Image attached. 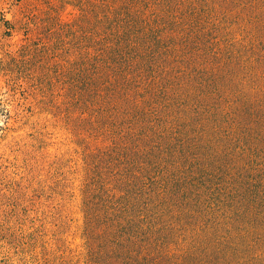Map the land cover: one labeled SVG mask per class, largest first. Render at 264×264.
Instances as JSON below:
<instances>
[{
    "label": "rangeland",
    "instance_id": "obj_1",
    "mask_svg": "<svg viewBox=\"0 0 264 264\" xmlns=\"http://www.w3.org/2000/svg\"><path fill=\"white\" fill-rule=\"evenodd\" d=\"M263 112L264 0H0V264H87L129 184V264H264Z\"/></svg>",
    "mask_w": 264,
    "mask_h": 264
},
{
    "label": "trees",
    "instance_id": "obj_2",
    "mask_svg": "<svg viewBox=\"0 0 264 264\" xmlns=\"http://www.w3.org/2000/svg\"><path fill=\"white\" fill-rule=\"evenodd\" d=\"M176 105L179 104L177 103ZM153 106V108L157 109V111L154 110L156 112L155 118L159 120L158 124L159 126H161L163 124V117L160 118V116L158 115L159 108L157 106L159 105H156L155 102H153ZM162 107L169 108L168 104H163ZM260 117L264 119V112L257 118ZM128 134L130 135L132 133L128 132ZM210 134L211 133L209 132V137ZM128 138L132 139V135H130V137ZM261 139H264V137L262 136ZM210 140L212 142L214 141L212 138H210ZM119 187L121 188V190L118 197L114 196L113 202L111 198H108V196H106V198L104 199H101L100 203H103V207L98 211H94L95 208L93 207V205H95V202L93 201L95 197L89 196L88 198L84 199V209L86 210V216L89 221L88 227L84 232L86 241L88 243H91L90 246L87 245L88 248L86 249L87 256L90 257L87 261V264H129L133 256H129L127 252L129 249L128 245H132V247L134 246L133 248L141 247L138 245V241L135 240H137L139 236L141 237V239L142 236L144 237L143 229H145L146 225L156 227V229L160 230L170 229L171 232L170 226H160L161 223L159 221V215L161 214V212L163 213V211L157 208L158 205L156 204L154 198L150 196L146 198L142 189L139 190L138 188H135L130 184L126 186L119 185ZM247 188L249 187L247 186ZM89 198H91L90 201ZM186 200V198L183 199V196H181L180 202H178V207L181 208L178 210L180 213L186 210L183 207ZM98 203L99 201L97 200L96 204ZM89 206H91L94 212L91 211ZM113 210L115 211V214L116 212L117 214H114L112 216L111 212ZM94 220V224L91 225L90 222ZM138 224H141V230L140 228H136V225ZM133 226L136 229L135 231L130 230L131 228H133ZM122 232L129 236L125 240V242L124 240H117L119 239L117 236H120ZM121 235H123V233ZM156 235L157 234L155 233L153 237H155ZM166 237L169 238V235H167ZM151 239L152 238H150V240H148V242H146V244L143 246L142 252L145 251L146 247L148 248L152 246L153 241H151ZM164 239L165 236H162L160 240H156L159 244L158 249L164 247L165 243L161 241Z\"/></svg>",
    "mask_w": 264,
    "mask_h": 264
}]
</instances>
